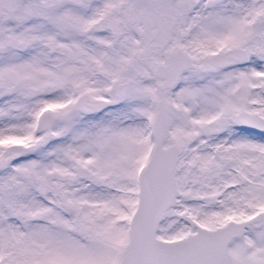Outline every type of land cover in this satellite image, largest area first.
Listing matches in <instances>:
<instances>
[{
    "label": "rangeland",
    "instance_id": "1",
    "mask_svg": "<svg viewBox=\"0 0 264 264\" xmlns=\"http://www.w3.org/2000/svg\"><path fill=\"white\" fill-rule=\"evenodd\" d=\"M264 0H0V264H117L162 96L177 195L156 235L177 238L264 209ZM244 47L201 72L202 55ZM182 47L195 66L160 91L152 73ZM83 97L104 108L87 113ZM51 120L36 128L39 113ZM19 144V148L15 147ZM89 169L85 177L75 167ZM264 264V217L225 249Z\"/></svg>",
    "mask_w": 264,
    "mask_h": 264
},
{
    "label": "water",
    "instance_id": "2",
    "mask_svg": "<svg viewBox=\"0 0 264 264\" xmlns=\"http://www.w3.org/2000/svg\"><path fill=\"white\" fill-rule=\"evenodd\" d=\"M259 17L264 21V8ZM247 57L244 47L237 45L202 55L197 69L211 72L215 69L242 63ZM192 57L182 48L175 47L166 52L163 63H156L152 73L161 79L157 88L164 91L176 84L182 71L193 68ZM106 101L101 98L83 97L81 109L87 113L101 110ZM238 124L264 134V117L255 111L240 109L235 112ZM51 120L47 111L38 114L36 128L43 130ZM153 146L138 176L136 205L129 220V239L125 243L117 264H226L225 249L228 242L242 234L244 227L264 217L261 209L247 218L214 226H196L195 230L177 238H160L156 235L159 222L165 211L175 202L177 185L176 163L180 153L175 143L164 145L167 136V115L164 99L155 103L152 119ZM19 148V144H15ZM78 177H85L89 169L83 165L75 167Z\"/></svg>",
    "mask_w": 264,
    "mask_h": 264
}]
</instances>
